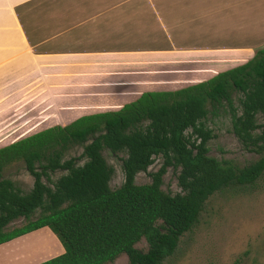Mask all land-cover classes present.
I'll use <instances>...</instances> for the list:
<instances>
[{"label":"trees","instance_id":"16d2710c","mask_svg":"<svg viewBox=\"0 0 264 264\" xmlns=\"http://www.w3.org/2000/svg\"><path fill=\"white\" fill-rule=\"evenodd\" d=\"M219 108H226L241 147L257 155L253 161L237 166L208 155L205 120ZM74 146L81 147L79 156L64 158ZM103 151L124 155L116 188L109 186L113 168ZM155 156L161 163L150 180L135 183ZM15 161L32 177L26 192L2 177ZM167 167L177 170L174 194L160 188ZM56 170L63 173L51 181ZM263 171L264 46L206 80L144 91L116 110L82 115L0 147V244L47 227L63 251L35 264H106L119 254L128 264H161L211 194L250 184ZM17 218L24 222L8 228ZM140 239L144 250L134 246Z\"/></svg>","mask_w":264,"mask_h":264},{"label":"crops","instance_id":"0c3cea01","mask_svg":"<svg viewBox=\"0 0 264 264\" xmlns=\"http://www.w3.org/2000/svg\"><path fill=\"white\" fill-rule=\"evenodd\" d=\"M263 46L264 0H0V132L116 110Z\"/></svg>","mask_w":264,"mask_h":264},{"label":"rangeland","instance_id":"374dc122","mask_svg":"<svg viewBox=\"0 0 264 264\" xmlns=\"http://www.w3.org/2000/svg\"><path fill=\"white\" fill-rule=\"evenodd\" d=\"M233 101L239 113L236 95ZM205 125L211 132L206 142L209 156L217 160H230L237 166L257 158L254 153L243 149L233 135L226 108H219L209 115ZM19 135L21 133L0 132V146L13 142ZM81 150L80 146H74L65 152L64 158L78 157ZM103 156L113 168L109 186L116 188L123 180L121 158L124 155L103 151ZM160 163V157L155 156L146 171L135 174L134 182H148L149 173L155 171ZM62 173L56 170L49 174V178L53 181ZM176 173L177 170L171 167L165 169L160 184L163 191L170 194L179 192ZM2 177L10 179L22 192L28 191L32 185V177L22 161L6 165ZM23 222L22 218H17L7 227L19 226ZM134 246L141 250L146 248L143 239ZM62 251L55 235L47 227H42L0 245V264H35ZM235 260H238V264H264V171L250 184L225 187L211 194L205 200L197 221L179 237L174 252L161 264H235ZM106 264L128 262L124 254H119Z\"/></svg>","mask_w":264,"mask_h":264}]
</instances>
